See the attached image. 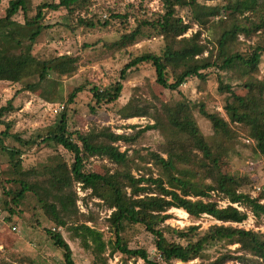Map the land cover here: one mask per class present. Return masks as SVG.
I'll list each match as a JSON object with an SVG mask.
<instances>
[{
	"label": "trees",
	"instance_id": "trees-1",
	"mask_svg": "<svg viewBox=\"0 0 264 264\" xmlns=\"http://www.w3.org/2000/svg\"><path fill=\"white\" fill-rule=\"evenodd\" d=\"M88 1L54 0L39 4L36 14L25 20V25L34 27L29 37L31 46L28 50L18 54L11 50L3 54L0 52V81L21 82L36 76L35 81L24 86V89L34 91L52 74H72L76 68V56L61 54L40 60L32 53V44L45 27L42 21L46 10L63 9L73 14L77 9L84 8ZM2 2L3 0H0L1 35L13 36L18 24L14 17L20 11L25 14L28 12L27 3L26 0H9L8 6L3 9ZM162 3L165 11L158 14L156 19H138L135 28L124 31L118 40L112 42L117 49L126 48L142 33L143 27L149 26L154 29L156 35L165 39L162 51L137 54L121 69L120 80L104 88L94 85L91 89L95 105L98 107L101 104L116 102L124 87L123 80L132 69L143 66L153 68L157 84L176 91L184 99L181 86L188 79L198 77L205 80L212 68L232 71L239 74L247 95L237 93L231 83H224L221 76L218 78L219 90L229 94L224 106L229 120L209 112L203 103L199 104V110L212 123L215 136L228 133L232 122L241 124L264 158V77L258 76L260 62L264 56V44L257 42L243 50L239 39L241 33L249 38L258 30H264V0L255 8H246L241 1L234 0L224 5L201 4L199 0H162ZM178 7L190 9L188 22H184L178 15ZM246 11L256 13V21L240 19L239 15ZM219 15L228 18V27L218 34L216 51L202 41L201 32L197 31L189 37L184 35L194 24L203 25L209 18ZM115 17L124 18L126 15L115 14ZM77 24L97 28L99 24L108 26L110 22L105 20L101 23V20L91 17H80ZM206 51L208 53L205 55ZM83 89L82 86L75 88L69 94L67 102L73 103ZM193 106L188 99L175 106L163 105L167 121L165 124L169 131L163 151L166 155L150 152L147 159L153 162L158 174L144 166L149 171L139 175L132 172L129 149L121 150L119 145V142L129 143L135 137L117 133L109 126L92 125L87 131L71 130L69 117L63 112L47 135L39 134L37 137L48 145L55 144L66 149L73 155V162L69 165L63 158L55 157L51 164L45 166L49 173L46 186L41 181L30 182L18 176L23 170V150L20 146L32 147L38 140L23 138L19 133L11 132L12 121L3 118L6 112L14 109L9 100L0 108V124L4 125L0 130V153L9 156V163L16 177L8 182L18 184V188L2 186L4 208L9 212L8 221L13 219V215L21 213L20 207L25 206L24 203L29 198L35 197L37 208L56 224L65 226L69 219L77 214L75 207H70V196L66 193V190L73 187V182L77 181L112 209L107 221L114 235L113 240L106 242L100 230L85 222L73 227L75 237L80 239L85 248H92L96 257L110 246L112 254L120 252L128 257L140 258L145 264H175L177 261L189 262L196 258L200 261L194 264H227L232 260L246 264H264V234L237 225L248 218V212L257 218L264 217V190L253 196L243 190V178L223 172L222 152L217 151L201 132ZM121 113L123 118L147 115L144 108L133 106L131 103L123 106ZM161 116H154L155 123L140 131L153 127L163 128ZM11 141L20 146L9 143ZM91 157H106L115 167L105 173L87 169L86 162ZM215 193L226 199L228 204L221 206L214 198ZM172 208L183 209L194 219L206 214L217 222L205 229L195 223L183 228H174L164 224L172 217ZM128 225H141L153 235L161 260L152 258L144 247L131 248L128 245L123 238ZM46 231L55 246L63 250L65 264H76L72 249L61 233L51 229ZM169 232L176 238H169ZM232 245L237 246L235 249L229 248ZM217 247L220 248L219 255L212 259L208 251Z\"/></svg>",
	"mask_w": 264,
	"mask_h": 264
},
{
	"label": "rangeland",
	"instance_id": "rangeland-1",
	"mask_svg": "<svg viewBox=\"0 0 264 264\" xmlns=\"http://www.w3.org/2000/svg\"><path fill=\"white\" fill-rule=\"evenodd\" d=\"M45 1L54 0H26L28 12L25 14L20 11L14 17L18 22L15 35L4 36L1 35L0 30L2 54L7 50L17 54L28 50L31 46L29 37L34 27L25 25V20L33 17L37 6ZM228 1L231 0H199L201 4L209 5H224ZM234 1H241L246 8H255L261 0ZM8 2L9 0H3V9L8 6ZM177 10L184 22L190 20L191 11L188 7H178ZM164 11L162 0H89L84 8L77 9L73 14L63 9L46 10L42 21L45 27L32 44V53L40 60L51 59L61 54H71L77 57V62L72 74L61 76L52 74L34 91L24 89V86L35 81L36 76L21 82L0 81V108L9 100L14 106V109L6 112L3 117L6 121H12L11 132L19 133L23 138L38 140V143L32 147H22L15 141L9 142L17 144L23 150L21 156L23 170L18 175L20 178L30 182L41 181L47 186L49 173L45 166L51 164L55 157L63 158L69 165L73 162V155L66 149L55 144L48 145L37 137L39 134L47 135L57 124L63 112L69 117L71 130L87 131L92 125L109 126L117 133L135 137L129 143L119 142L121 150L129 149L132 157V172L139 175L149 171L144 167L147 166L154 174H158V169L147 158L152 151L163 153L167 143L169 131L165 124L167 121L163 113V105L175 106L188 99L194 104V116L201 132L217 151L222 152L223 172L243 178V190L253 196L259 195L264 190V158L244 127L232 122L228 133L215 136L212 123L199 110V104L203 103L209 112L229 120L224 108L229 94L219 90L218 78L221 76L224 83H231L237 93L247 95L239 74L212 68L205 80L192 77L181 86L184 99L176 91L165 89L157 84L153 68L143 66L132 69L128 77L123 80L124 87L116 102L101 104L98 107L95 105L91 89L94 85L104 88L114 84L120 80V71L131 57L146 51L160 53L165 46V39L156 35L154 29L149 26L143 27L142 33L126 48L117 49L112 42L118 40L124 31L135 28L138 19H156L158 14ZM115 14H125L126 17H115ZM80 17H91L94 20H101V23L109 20L110 25L99 24L97 28L78 25L77 21ZM239 18L256 21L255 18H258V15L246 11L243 15H239ZM227 20L228 18H224L223 15L211 17L203 25L194 24L184 35L189 37L199 31L202 41L216 51L218 34L223 28L228 27ZM239 39L243 50L257 42L264 44V30H258L249 38L241 33ZM207 53L206 51L205 55ZM258 76L264 77V56L260 62ZM79 86L84 87L83 91L77 94L73 103H68L69 94ZM130 103L144 108L147 115L123 118L121 109ZM93 106H95L94 110ZM154 116L162 117L163 128L162 126L153 127L140 131L147 125L155 123ZM3 128L4 125L0 124V130ZM163 155L166 154L163 153ZM114 167L115 165L106 157H91L86 162L87 169L102 173L113 170ZM13 177L16 175L9 163V156L6 153H0V264H65L63 250L55 246L47 234V229L61 233L72 249L76 264H145L140 258L128 257L120 252L112 254L110 246L96 257L92 248H85L80 239L75 237L73 227L85 222L100 230L106 242L114 238L107 221L112 209L101 198L93 196L90 189H84L77 181L73 182L71 189L66 190L70 196V207H75L77 214L73 215L65 226L56 224L37 208L38 203L35 197L29 198L24 203L25 206L20 207L21 213L13 215V219L8 221L9 212L4 208L2 186L17 189L18 184L8 182ZM214 198L221 206L228 204V201L222 199L217 193L214 194ZM74 200L75 205H73ZM262 201L264 202V198ZM170 213L172 217L164 224L174 228H183L195 223L205 229L217 222L206 214L199 219H194L180 208H172ZM248 214V218L237 225L264 234V217L257 218L251 212ZM13 225L17 227L16 230L11 228ZM167 235L169 238H176L172 232ZM123 238L131 248L144 247L150 252L152 258L161 260L153 235L143 226L128 225ZM236 246L232 245L229 248L235 249ZM219 252L220 248L217 247L210 249L208 254L213 259L219 255ZM240 253L237 252V254ZM199 261L196 258L189 262L177 261L175 264H194ZM234 262L246 264L239 260H232L227 264Z\"/></svg>",
	"mask_w": 264,
	"mask_h": 264
},
{
	"label": "built area",
	"instance_id": "built-area-1",
	"mask_svg": "<svg viewBox=\"0 0 264 264\" xmlns=\"http://www.w3.org/2000/svg\"><path fill=\"white\" fill-rule=\"evenodd\" d=\"M59 109H60V108H59ZM59 109H58V110H59ZM58 110H57V111H58ZM11 228H12L13 230H16V229H17V227H16L15 225H13ZM54 229H55V228H54Z\"/></svg>",
	"mask_w": 264,
	"mask_h": 264
}]
</instances>
